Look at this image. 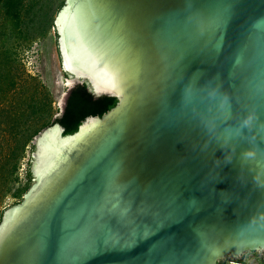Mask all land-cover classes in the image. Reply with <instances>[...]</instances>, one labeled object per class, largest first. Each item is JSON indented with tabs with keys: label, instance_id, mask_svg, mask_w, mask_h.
<instances>
[{
	"label": "water",
	"instance_id": "water-1",
	"mask_svg": "<svg viewBox=\"0 0 264 264\" xmlns=\"http://www.w3.org/2000/svg\"><path fill=\"white\" fill-rule=\"evenodd\" d=\"M64 89L115 104L38 131L0 264L264 256V0H64ZM238 263V262H237Z\"/></svg>",
	"mask_w": 264,
	"mask_h": 264
},
{
	"label": "rangeland",
	"instance_id": "rangeland-1",
	"mask_svg": "<svg viewBox=\"0 0 264 264\" xmlns=\"http://www.w3.org/2000/svg\"><path fill=\"white\" fill-rule=\"evenodd\" d=\"M64 0H0V219L29 182L34 135L55 117L64 89L53 21ZM261 264L247 251L240 263Z\"/></svg>",
	"mask_w": 264,
	"mask_h": 264
},
{
	"label": "trees",
	"instance_id": "trees-1",
	"mask_svg": "<svg viewBox=\"0 0 264 264\" xmlns=\"http://www.w3.org/2000/svg\"><path fill=\"white\" fill-rule=\"evenodd\" d=\"M116 102L111 96H94L86 83L76 85L68 94L63 111L50 125L58 123L64 128L63 135L74 133L82 121L88 116H101ZM34 145H31V152ZM26 178L31 181L30 164L26 168ZM228 260H221L217 264H226ZM240 263V261H237ZM264 264V257L261 258Z\"/></svg>",
	"mask_w": 264,
	"mask_h": 264
},
{
	"label": "flooded vegetation",
	"instance_id": "flooded-vegetation-1",
	"mask_svg": "<svg viewBox=\"0 0 264 264\" xmlns=\"http://www.w3.org/2000/svg\"><path fill=\"white\" fill-rule=\"evenodd\" d=\"M264 257V256H263Z\"/></svg>",
	"mask_w": 264,
	"mask_h": 264
}]
</instances>
